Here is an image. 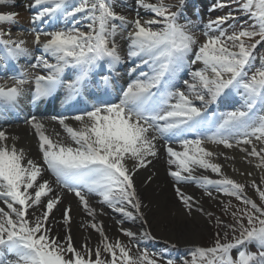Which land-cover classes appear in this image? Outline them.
<instances>
[{"label":"snow or ice","instance_id":"obj_1","mask_svg":"<svg viewBox=\"0 0 264 264\" xmlns=\"http://www.w3.org/2000/svg\"><path fill=\"white\" fill-rule=\"evenodd\" d=\"M8 2L0 0V5ZM132 2L137 8L134 20L118 14L114 0H33L27 7L39 8L30 20L38 53L27 47L25 40L13 39L10 31L0 30V51L5 54L0 59L25 60L31 69L43 70L22 68L18 75L7 78L10 86L7 81L0 83V118L12 112L20 114L26 96L37 106L55 100L61 91L70 107L78 108L82 98L90 102L78 114L51 117L71 143H65L59 132L49 134L36 115L25 117V124L34 130L42 163L16 146L18 137L0 130V264H158L160 260L178 264L141 247L138 241L132 243L135 253L119 239L110 242L89 202L90 196H98L101 205L125 219H139L147 228L143 209L148 205L142 203L134 177L159 158L161 147L167 156V175L189 215L197 201L178 187L188 182H194L209 197L214 189L244 205L232 213L233 224L224 225L217 218L218 224L233 234L231 240L228 231L223 236L217 232L212 246L195 247L191 261L184 264H264V175L259 184L251 181L260 201L257 204L245 194L244 183L222 173V165L213 159L217 153L205 147L238 148L245 158H255L256 168L264 171V55L257 56V47L264 42V0H235L239 5L236 11L254 21L251 28L229 34L224 26L236 19L229 11L207 22L206 39L199 46L195 18L185 14L187 0ZM232 2L215 0L210 11L230 7ZM139 9L151 16L141 17ZM77 14L89 21L87 32L75 26ZM18 15L0 12V25L15 23ZM61 22L64 27L54 26ZM39 24L53 27L40 30ZM129 26L132 31L126 38L121 36L127 40L125 52L117 36ZM41 36L48 39L41 43ZM125 59L132 64L130 77L139 72L117 89L112 77L120 76L119 67ZM197 64L202 67H195ZM97 77L103 82V92ZM29 84L31 90L25 87ZM90 86L97 91H91ZM109 90L116 92L115 100ZM233 96L240 97V107L210 114L212 105ZM69 119L79 127L66 123ZM174 143L181 150L174 149ZM197 169L210 170L219 178L195 175ZM45 172L60 190L73 194L92 218L81 227L99 234L95 249L87 241L80 248L74 245L70 205L62 213L68 234L63 240L52 234L50 217L63 196L62 191L54 190L53 181L43 179ZM230 207L226 205L225 211ZM100 214L105 213L101 210ZM120 231L130 242L135 241L136 233ZM143 236L155 239L148 231Z\"/></svg>","mask_w":264,"mask_h":264},{"label":"bare ground","instance_id":"obj_2","mask_svg":"<svg viewBox=\"0 0 264 264\" xmlns=\"http://www.w3.org/2000/svg\"><path fill=\"white\" fill-rule=\"evenodd\" d=\"M28 1L32 0H9L5 5H0V12L12 11L16 12L19 15L15 18L16 22L13 24H2L0 25V30L10 31L13 39H19L18 36H25L22 38L26 41V46L34 51H38V46H33L34 39L31 38V35L28 32L32 31V26L30 25V20L33 17L30 13L37 8L27 7L31 4ZM129 5H127L130 10L125 12L122 15L128 17L129 20H134L137 18V8L132 0H126ZM115 4V3H114ZM117 9L115 5L114 10ZM139 14L143 18H149L150 13H147L144 9H139ZM205 13V12H204ZM79 21L78 24H75V21L70 23L68 26L71 27L72 24H75L81 31L87 32L89 21L83 19L82 17L76 18ZM57 25L64 24L61 22ZM43 25L39 24L38 28L44 30ZM130 29V30H128ZM126 31L117 36L118 43L125 48L126 52V39H121V36L127 37L128 32L132 31V28L129 26ZM213 35L212 33H210ZM35 36V35H34ZM45 36H41V43L46 41ZM38 53V52H34ZM127 60V59H126ZM25 61V60H24ZM26 64L23 65V69H27L30 72H42L43 70H33L29 67V62L25 61ZM50 62H54L51 61ZM195 67H202V65L197 64ZM122 68L121 66L119 69ZM138 74L132 75L131 78L127 75H122L117 82L121 85L126 84L131 79H135ZM182 76H187L182 74ZM189 78V77H188ZM187 78V79H188ZM116 80V79H115ZM117 84V83H116ZM181 88L184 85L181 83ZM104 86L103 83H99V91L103 92ZM90 90L93 92L97 91L95 86H90ZM236 97V96H235ZM234 96L228 101H221L218 104L212 105L211 111H215L217 115L222 112L230 111L233 108L240 107L241 99H236ZM113 100L116 99V94H113L111 97ZM199 104V101L196 102ZM62 105H67L63 103ZM89 106V105H88ZM67 111L61 112V115H67ZM75 114H78L76 112ZM74 115V114H72ZM70 116V115H69ZM36 117L42 120L45 125L47 132L49 134H54V132H59L61 137L64 138L65 143H71L67 139L66 133L63 132V129L60 128L58 123H55L51 120V117L36 115ZM70 126L79 127L78 122L69 119L66 121ZM0 130L6 131V133L11 136H16L18 139L15 141L18 148H23L29 155L30 158L42 163L40 154L38 151V141L35 137L34 130H32L27 124H3L0 123ZM11 143V141H9ZM260 147L259 144H257ZM172 147L176 150H181L178 144H173ZM211 151L217 153V156L214 157V162L222 165V173L229 178H232L240 183L246 185L245 194L249 198H255V190L251 187V181L255 180L257 184L260 183L261 176L264 175V171L257 169L256 164L258 161L255 158H245V154L240 152L238 148L233 149H224L222 145L216 146L207 144L205 145ZM249 147V146H244ZM234 157L233 159H225V157ZM251 161V163H249ZM167 156L163 147L160 149V156L158 159L153 160V163L148 165L144 169H140L139 172L134 177L135 186L137 188L138 194L142 200L143 204L148 205L147 208H144L148 227L145 228L144 222L135 219L129 220L120 216L118 213L112 212L109 208L104 205H101L98 196H90V204L96 208L97 216L96 221L103 223V228L105 235L108 237L110 242H115L119 239L123 244L127 245L129 238L124 236L120 231L121 228L131 230L136 233L135 241L131 243L139 242L141 247L152 248V252L162 253L164 256H169L178 253H190L197 246H202L203 236H207L210 233L208 219L212 222L215 221L214 211H217L218 201L220 199L224 200V195L216 192L213 189V195L211 197L204 194L203 190L199 188L194 182H188L178 185L181 191L186 195H191L194 197L197 203L194 205L191 215L188 214L187 210L184 208L179 198L176 195L175 188L173 187V182L171 178L167 175ZM240 173H245V175H240ZM247 173H252L251 176H248ZM195 175H207L211 179H218L219 177L213 174L210 170L205 171L202 169H197L194 173ZM151 177L149 181L148 178ZM43 179L53 181V188L55 191H62V203H60L56 209H54L52 216L50 217V227L52 228V234L57 235L59 239L63 240L68 232L63 225L62 216H59L63 213V210L71 206V216L72 223L70 226L71 236L73 238V243L77 248H80L82 244L86 241L89 242L90 246L95 249L97 244L100 242V236L97 232L91 228H84L81 225L85 222L90 221L92 218L88 217L83 209L79 205L77 198L68 193L66 190H60L57 185L54 183V178L50 174L45 172L43 174ZM147 181V182H146ZM264 187V186H262ZM51 195V194H50ZM197 209H203V211H198ZM237 207L235 208V210ZM103 210L105 213L101 215L100 212ZM211 213V215H208ZM112 218V220H111ZM214 219V220H213ZM118 220H123V223H117ZM144 231L151 233L155 239H146L143 236ZM175 244L176 247H172ZM132 247L131 245H128ZM132 252H136V248L132 247ZM170 257V256H169ZM171 258V257H170Z\"/></svg>","mask_w":264,"mask_h":264},{"label":"rangeland","instance_id":"obj_3","mask_svg":"<svg viewBox=\"0 0 264 264\" xmlns=\"http://www.w3.org/2000/svg\"><path fill=\"white\" fill-rule=\"evenodd\" d=\"M198 3H195V0H190L189 3H187V8H186V15L189 17H193L195 18V23L198 26V29L196 31V37L198 40V45L202 44L206 37L203 34L204 32V26L207 24V22L210 19H216L219 16H223L226 15L229 11H231L233 13V15L236 17L235 20H229L228 24H226L224 27L225 29L229 32V34L233 31H239L241 29H250L251 26L253 25L254 21L247 15H244L238 11H236V9L238 8V3L235 2V0H233V2L231 3L230 7H225L223 9H216L215 11H210V9L212 8L215 0H197ZM115 3H118V11H116L118 14H124L125 12H128L130 10V8L128 6H121V5H129L128 2L126 0H114ZM149 3H156L157 0H148ZM166 3H175V0H165ZM207 7V11L206 14H202V9ZM79 17L81 16L83 18V14H77ZM131 32V31H130ZM129 33V32H128ZM213 35H217L218 33L216 32H211ZM258 39V37H257ZM264 55V42H262L260 45H258L257 47V56H261ZM258 63V61H257ZM184 79H187L188 76L183 77ZM181 83L183 84L182 80ZM181 85V84H180ZM255 200V202L257 204H260L259 198L256 195L255 198H252ZM221 201H218L219 205L217 208V211H214V217H215V221H210L209 219L207 220L209 222V230L210 233L207 236H203L202 238V246L201 247H210L213 245L214 240L216 238V234L217 232L221 233V236H223V233L225 231H228L227 228L223 227L221 224H218L217 222V218H219V221L223 222L224 225L227 224H233L234 220H233V216L232 213L235 210V208H240L243 209L244 205L240 203V201H237L235 198L233 197H228V196H224V200L220 199ZM231 205V207L228 209V211H225V206L226 205ZM59 216L61 215V212L59 213ZM112 220V218H111ZM214 220V219H213ZM246 223V221H245ZM232 233L230 231H228V239L231 240L232 237ZM223 242V240H222ZM132 243L130 241L127 242V245H131ZM151 251L150 248H147ZM253 251H255V248L251 249ZM152 252V251H151ZM191 253V252H190ZM190 253H180V254H176V258L175 260L178 262V264H184L185 261H191L192 257ZM235 251L233 252V256L235 257ZM172 257V256H170ZM174 259V258H173ZM158 264H165V260H160L158 261Z\"/></svg>","mask_w":264,"mask_h":264}]
</instances>
